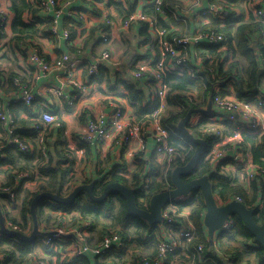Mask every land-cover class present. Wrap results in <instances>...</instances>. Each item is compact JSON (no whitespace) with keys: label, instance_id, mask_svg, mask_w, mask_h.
I'll list each match as a JSON object with an SVG mask.
<instances>
[{"label":"crops","instance_id":"0c3cea01","mask_svg":"<svg viewBox=\"0 0 264 264\" xmlns=\"http://www.w3.org/2000/svg\"><path fill=\"white\" fill-rule=\"evenodd\" d=\"M217 1L204 0L201 7L191 8V0H180V9L175 13L178 18H181V20H178L171 13L164 16L155 14L152 9L145 6L143 0H56V6L48 11L38 8V0L37 3L36 0H25L30 8L25 9L21 15V21L26 25L33 26V31L29 36H23V38L15 40L11 32L14 21L13 5H17L19 0H0V9H4L8 13L6 31L0 37V99L11 106L23 105L22 102L16 101L17 93L15 89L17 90V87L13 85V79L16 77L29 85L33 94L37 96L30 107L24 105L27 108V114L18 112L16 117H13L15 129L25 131L26 136H21V138L23 141L31 143L33 151L18 156L17 154L20 152L15 148V150L9 148L7 145L9 138L7 128L9 127L0 123V189H7L6 192H2L4 197L0 198V206H2L8 219L22 222L25 195L27 193H37L41 181L45 180V177L41 176V167L48 166L57 169V171L59 167L61 174L59 176H62L61 183L63 185L61 195L63 196L68 195L76 186L84 183L88 184L93 180L105 183L111 178H120L136 189L147 173L154 174V170L160 164L156 161L152 138L147 136L140 141L133 142L128 148H119L116 144L119 139L118 133L116 135L113 133L110 140L102 142L98 141L97 138L87 140V122L101 114L108 116L116 110H120L127 121L135 122L156 105L152 72L154 71V63L159 59L156 41L158 31L162 28L169 29L174 34L183 32L192 34L197 29L208 28L216 24L214 28L230 30L235 35L238 27L246 26L249 29L244 33L245 39L248 40V45L253 49V54L261 56V48L264 47V22L255 17L254 9L257 5L264 8V1L238 0L230 4L228 18L214 20L205 16L202 11L209 3ZM54 9H59L62 12L58 28L60 33L62 30L69 32L68 39H65L62 35L53 36L50 33ZM134 12H143L154 18V28L150 29L146 23H136L129 28L117 26L109 31L106 40L101 39L102 33L108 29V26L102 20L103 13H106L111 20L120 22L128 14ZM68 15L71 16L68 17ZM142 31H145L143 32L145 35L141 34ZM103 52L109 54V60L102 63L98 76L94 79L88 78L86 71L89 64H92ZM64 54L69 55L72 60L77 62V68L71 76L72 81L79 85L89 86L88 93L83 97L77 95V90L70 83L71 80L68 78L66 65L55 66L56 61ZM32 55L43 57L49 66L48 70L43 71L38 64L31 63L29 59ZM235 55L232 66H227L226 61L222 64V69L226 70L232 67L233 71L236 70L240 74L245 61ZM211 56L214 61L217 55ZM218 63L219 60L217 59ZM139 66H144L146 73L143 77L137 79L135 78V72ZM194 66V62L191 61V65L187 69L194 70ZM168 68L170 72L178 71L170 65H168ZM212 87L214 92L220 91L225 97L237 98L232 81H216L212 83ZM53 88L62 89L63 97L60 98L52 94L51 90ZM250 93L252 99H260L264 102V77L261 79L258 90L249 92L247 95ZM195 95L197 96L196 92ZM168 98V111H178V108L168 102ZM208 99L209 95L205 100L206 102L202 103L203 99L197 97V108L195 109L206 110ZM69 102H72V105H69ZM252 107L257 114V120L260 121L259 128L256 131L244 128L243 124L247 121L240 117L236 119L235 123L229 122L227 114L217 111L213 104L209 115L201 113L193 115L187 128L191 133V128L194 126H198L200 133L208 125L223 129L225 139L219 145L222 149H228L234 144L237 145L230 138L229 126L235 128L236 132H240V140L242 135H247L253 137L256 142H261L264 139V104L262 107L254 104ZM47 111L56 115L68 132V136L62 130L52 126L47 127L45 139L48 148L47 161L49 158L50 163L47 161L43 163L38 159L39 153L35 141L27 139L29 132L26 131H29L35 119ZM94 136L96 135L94 134ZM243 145L241 141L239 146ZM251 149L250 144L244 146V150H241L239 162L232 161V152H227V158L218 164L215 171L219 175L229 177L230 181L238 182L243 187L248 194V199H253L250 200L249 208L260 207L261 209L263 202L259 182L262 181L257 177V180H255L257 181L256 190L253 191L251 183L245 175V172L252 171L251 167H255ZM77 167L80 169L77 170ZM262 183L264 185V182ZM217 203L223 205L221 201ZM181 210L185 217L176 220V225L169 227L158 225L151 233L145 232L141 238L134 239L132 237L134 233L129 230L134 231L132 226L125 223L120 224L123 229L116 232L120 233L122 238L124 230L129 234L126 239L123 238L121 246L112 248L102 259H95L97 257L88 253L75 263L84 264V260L88 259L90 264H128L126 262L129 260L127 257L130 256L131 248L135 246L137 252L147 250L146 257L152 258L156 252V245H153V240L157 241L161 236H164L165 232L170 234L177 244H181L180 233L186 229L184 226L186 219L189 220V209L183 207ZM54 213L52 212L53 218H55L54 216L65 215ZM70 215L72 219L78 216L76 213ZM28 217L29 215L27 219ZM72 222L73 220L70 224ZM31 227V221L29 220L26 223L24 233L29 234ZM39 230L41 231V224ZM203 235L208 241L206 231H203ZM39 239L36 240L31 249L32 254L27 256V262L29 260L30 264H35L33 260L38 258L46 264H55V261L49 257ZM98 240L96 234H91L92 243L96 244ZM190 243L184 242L178 245L175 252L171 254L168 264L190 263V258L194 257L189 254ZM247 245L255 246L252 241H249ZM231 246L233 250L229 254L223 255L217 251L214 242L213 249L208 246L209 252L215 251L212 254L219 258L218 261L205 257L204 254L201 261L195 264H215L216 262H219V264H234V259H237L235 264H259L252 255L236 258L238 248H241V245L235 242ZM152 247L153 249H151ZM7 249L5 245H0V256ZM33 252L37 254H33ZM167 256L163 264H166ZM132 264H137V261H133Z\"/></svg>","mask_w":264,"mask_h":264},{"label":"built area","instance_id":"2783aa9c","mask_svg":"<svg viewBox=\"0 0 264 264\" xmlns=\"http://www.w3.org/2000/svg\"><path fill=\"white\" fill-rule=\"evenodd\" d=\"M147 8L153 10L157 15L164 16L168 13L174 15L178 20L181 18L175 15L176 11L180 9V0H143ZM204 0H191V8L201 7ZM264 1V0H260ZM37 6L39 9L48 11L56 6V0H38ZM230 3L226 0H218L217 2L209 3L203 8L202 13L205 16L211 17L214 20H225L229 16ZM54 16L52 18V27L50 33L53 36L62 35L65 39L69 38V32L62 30L59 32V20L61 19L62 12L59 9H54ZM254 15L257 19L264 22V8L260 5L254 9ZM71 15H68L70 17ZM103 22L108 26L107 31L102 33L101 39L106 40L109 36V31L113 28L120 26L123 28H129L136 23H146V25L152 29L155 26V19L147 16L143 12L130 13L122 21L116 22L111 20L106 13L102 14ZM8 22V13L4 9H0V37L5 34L6 25ZM157 50L159 53V59L154 63V71L152 72L153 91L157 100L155 108L147 117L148 121L145 124H139L137 122L127 121L120 110H116L108 116L103 114L96 116L92 120H89L86 125V139L92 140L97 138L98 141L110 140L113 133L119 134V139L116 144L119 148H128L133 142L140 141L145 137H150L154 141V151L156 154V161L160 164V173L165 179L174 168L183 166L186 163L188 151H179L170 144V131L164 126L165 117L168 113L167 97L169 87L165 83V76L170 74L168 65L175 69L185 68L191 65V61L194 62V70H189L187 73L192 79L201 80V74L206 72H212L211 68L214 65V61L210 54L209 49L217 47V53H221L222 57L226 58L227 66H232L234 62V55L232 48L234 43L231 42V46L228 45L226 35L213 28L197 29L194 33L189 34L187 32L174 34L171 30L162 28L158 31V39L156 41ZM109 60V54L103 52L97 57L92 64H89L86 71L88 78L98 76L99 68L102 63ZM31 63H36L41 67V70L47 71L49 66L43 57L32 55L29 59ZM62 64L66 65L68 78L70 83L77 90V95L83 97L89 91L88 85H79L75 81H72L71 76L73 71L77 68V62L72 60L69 55L64 54L56 61L55 66L60 67ZM146 73L144 66H139L135 72V78L139 79ZM13 85L17 87V102H22L25 106H31L36 99V95L33 94L29 85L23 83L18 77L13 79ZM52 94L63 97L62 89L53 88ZM251 93L245 97V99H230L221 95L220 91L214 92L212 97V104L214 108L219 112L227 114V120L235 123L237 118H242L247 121L243 124L244 128L256 131L259 128V120H257V114L254 112L253 105L262 107L264 102L262 100H254L251 97ZM190 103L195 100L193 95L187 96ZM72 105V102H69ZM0 123L7 128L9 147L15 148L20 153H30L33 151L31 143L23 141L15 134V120L13 115L7 110L6 105L0 106ZM47 125L62 130L65 135L68 132L63 127L62 123L54 116L53 112L42 113L31 124V133L36 136L35 145L39 154H41L43 163L47 161V146L45 139V131ZM194 126V125H192ZM230 137L237 145H233L228 149H222L219 147L221 142L225 139L223 129L216 126L208 125L204 127L201 132L204 137L211 139V147L207 154L206 160L209 161L211 171H215L220 162L227 158V152L231 151V160L239 162L241 158V150H244L241 145L240 132ZM94 134L96 136H94ZM264 144V139H263ZM191 148H189L190 150ZM131 154V153H130ZM252 171L245 172L247 180L258 177L264 182V170L255 167H251ZM151 184V176L147 173L143 178L139 186H137L136 196L140 208L147 209L149 203L148 188ZM1 193L6 192L7 189H0ZM190 196V195H189ZM189 196L179 198L177 200L167 203L161 211L162 223L160 225L169 227L174 223H177L180 217H185L183 211L180 210V203L184 202ZM13 198V196H11ZM238 203H242L239 197L233 199ZM77 224L64 225L60 221L57 224H53L50 227L45 223L41 225L42 232H49L48 236L40 237L39 241L50 254L49 257L55 261V264H73L84 255L90 253L97 257V259L104 258L107 253L114 247L121 246L123 244V238L118 232H106L104 233L98 242H91L90 230L92 226L89 221H78ZM233 224V220L227 219L222 226V231H228ZM15 231L21 230L16 226L8 225ZM186 229L180 233V239L182 243H190L196 239V231L190 220L186 219ZM171 238L170 234H164L156 241L157 254L153 258H141L137 264H163L165 255L167 253L174 252L178 245L176 241ZM176 243V244H175ZM194 257L190 258V263L181 262L179 264H195L199 263L202 256L205 254V249L202 245L195 248ZM4 260V255L0 256V261ZM35 264H46L41 259L36 258L33 260ZM31 262L28 260V264Z\"/></svg>","mask_w":264,"mask_h":264},{"label":"trees","instance_id":"16d2710c","mask_svg":"<svg viewBox=\"0 0 264 264\" xmlns=\"http://www.w3.org/2000/svg\"><path fill=\"white\" fill-rule=\"evenodd\" d=\"M226 1L228 4L229 3L233 4L238 0H226ZM26 8L29 9L30 5L27 2H25V0H19L17 5L15 6L13 5L14 21L11 28V32L13 33V38L15 40L23 38V36H27V35L29 36L30 33L33 31L32 30L33 26L26 25L21 21V15L23 14ZM214 27H216V24L211 25L210 28L221 31L226 35L229 46H231V42L234 43V47L232 48L233 55L236 54L237 56H239L240 59L241 58L244 59L245 64L241 68L242 73L239 74L238 71L236 70L233 71L232 67L223 70L222 64L226 62V58L224 57L221 58V54L220 53L217 54V47H212L209 49L210 54L214 56L217 55L214 60V65L208 67L212 69V72H206L204 73V75L201 74L200 75L201 80L192 79L189 76L187 72L189 70L193 71V69L188 70L187 69L188 66H186L185 68L177 69L178 70L177 72H171L169 75H166L164 79L165 83L169 87L168 102L172 103L173 106L178 108V111H168L165 117L164 126L167 127L170 131V141H169L170 144L179 151H183V150L188 151L186 163L192 156L194 150L196 149V146L192 142L188 141L178 131L177 124L186 115L189 109L197 108V103H196L197 97L199 99L202 98L203 99L202 103H204L206 102L205 100L209 95L213 82L232 81L234 83V91L237 99H241V100L245 99L247 93L256 92L258 90L263 76L262 74L264 73V47L261 48V54H262V55L260 54L261 56H257L256 54L255 55L253 54L254 51L248 45V40L245 39L244 36V33L246 32L247 29H249V27L246 26L238 27L235 32V35H233L230 30H221ZM143 32L145 31H142L141 34L145 35V33ZM217 59L219 60L218 64H217ZM15 91L17 90L15 89ZM195 92L197 93V96L195 95ZM189 95H193L194 97L196 96L195 100H193L192 103H190L187 99V96ZM221 95H223V93H221ZM1 105H6L7 110H9L11 114L14 113L15 111L13 117H16L18 112H23L24 114L28 113L27 108L24 106V104L11 106L7 104L5 101L2 102V100L0 99V106ZM154 108L155 105L150 110H148L143 117L137 119L135 122L139 124H145L148 121L147 117L150 115V113L153 111ZM54 116L56 117V115ZM203 117H209V116H203ZM49 126L51 125H47V127ZM191 130L194 137L206 140L208 146L206 151H204L200 156V159L196 164V166L194 167L193 171L189 174L181 176L180 177L181 180L183 182H187L192 178H199L204 175H207L216 202L221 201L223 205H225L235 197H239L242 200V204L248 207L250 200L253 199L250 200L248 199V194L238 182L230 181L229 177L219 175L216 171L215 172L211 171L209 161L206 160L207 154L211 147V139L204 137V135H202L198 131V126L192 127ZM228 130L231 137L237 134L235 128H233L232 126H229ZM26 132H29V134L27 135L28 137L27 139H30L31 141H35L36 136L31 133L32 131L29 129V131ZM15 134L19 138H21V136H26L25 131L15 130ZM241 137H242L241 141L244 144L243 147L246 144H250L252 148L251 154L253 156V162L255 166L259 169L264 170L263 141L256 142L253 137H249L247 135H242ZM189 148L191 149L189 150ZM17 155L22 156L23 153H18ZM47 157H48V148H47ZM38 159H40L41 162H43L41 154H39ZM47 162L50 163L49 158ZM160 169L161 167L158 166V168L154 170L155 171L154 174L150 175L151 184L148 188L149 197L163 190L172 188V183L170 178L171 173H169L168 176L164 179L162 177V174L160 173ZM40 171H41V176L45 177V180L41 181V185L39 186L37 193H27L25 195L23 199L22 222H17L15 220L8 219L4 210L2 209V206H0L6 225L8 226V224L10 223L11 226L18 227L22 233H24V231L26 230L27 221L29 220L31 221L29 215V207L32 199L36 195L42 192L59 193L61 195V190L63 185L61 183L62 176H59L60 174L59 167H58V171L57 169L50 168L48 166L41 167ZM255 180H257V177L248 180L251 183V189L253 191L256 190L257 181ZM111 182H119L128 187L133 188V186L128 185L124 180L120 178H111L108 182L105 183H111ZM103 187H104V183H97L93 191L94 195H99ZM259 187L261 189V194H262L261 195V200L263 202L262 205H264V185L262 182H259ZM3 197L4 196L0 191V198ZM135 199L137 206L140 208V205L138 204L137 201L136 193H135ZM183 207L189 209L188 219L190 220L196 231V239L189 244L190 256L195 255L194 248H196L199 245H202L205 249V257L207 256L209 258H213L218 261L219 258L216 255L212 254V252L215 251L209 252V247H208L209 245L207 238L203 235V231H205V228L202 225V217L205 212V205L203 202V197L201 192L199 190L192 192L187 200L180 203V210ZM250 208H253L255 210V213L253 215L254 221L256 223H260L262 221L263 206L261 209L260 207L257 208L250 207ZM52 212H55L54 214L57 213L65 214L66 216H71L70 214L72 213L78 214L77 218L71 219V221L73 220L72 224H77L75 222L82 220L89 221L92 226L90 232H92V234H96L98 239H100L104 233L108 232V227L105 226L104 225L105 223L103 222H111L109 227L124 223L126 225H130L134 228V234L138 236L137 238L139 237L141 238L145 232L151 233L154 229L157 228L156 225L148 226L146 222L143 221L142 219L130 215L127 211L124 200L117 193L109 194L108 197L103 202L100 203H93L84 195L78 196V198L70 205L55 204L48 200L43 199L37 204L36 207L38 227L40 224L43 225V223L49 225L48 221L52 217ZM46 213H48L47 217L45 216ZM28 215L29 217L27 219ZM57 218L55 219V221L57 220ZM231 219L233 220V224L228 231L220 230L215 233L214 242L217 251L221 252L223 255L229 254L233 250V247L231 246L232 243L238 242L241 245L240 246L241 248H238L236 258L237 257L243 258L247 255H252L259 262V264H264V248L258 245L254 241V238L248 232V230L246 229V227L244 226V224L240 219H238L236 216H233ZM173 225H176V223ZM122 234L124 239H126V237L129 236V234L126 233L125 230L124 232H122ZM249 241H252L255 246L247 245ZM35 242L36 241H33L31 243L22 242L18 239L10 238L0 233V245H5L9 249L6 250L7 252L3 251L2 254L4 255V260L0 261V264H28L27 256L32 254L31 249L34 246ZM174 252L167 253L165 255V257L168 255L167 256L168 259H166L167 260L166 264H168V262L170 261L171 254ZM48 254L50 253L48 252ZM156 254L157 252H155L154 256ZM234 260L233 262L235 264L237 259ZM84 264H90V261L88 259H85ZM215 264H219V262H216Z\"/></svg>","mask_w":264,"mask_h":264},{"label":"water","instance_id":"95a60500","mask_svg":"<svg viewBox=\"0 0 264 264\" xmlns=\"http://www.w3.org/2000/svg\"><path fill=\"white\" fill-rule=\"evenodd\" d=\"M214 89L210 90L207 109H189L186 115L178 122V131L190 142H192L196 149L188 162L183 166H178L171 172L172 188L163 190L152 195L149 199L148 208H139L136 204L135 193L137 190L128 187L119 182L104 183V187L99 195H94V188L100 181L93 180L88 184L76 186L68 195L61 196L59 193L42 192L36 195L29 207V215L32 222V229L29 234L15 231L8 227L5 223L2 210L0 207V233L10 238L18 239L22 242L31 243L36 241L39 237H45L49 232H42L38 227V220L36 216L37 204L45 199L55 204L70 205L78 196H86L93 203L103 202L109 194L117 193L125 202L127 211L130 215L140 218L146 222L148 226H158L162 223V208L169 202L177 200L182 197L189 196L192 192L199 190L203 197L205 205V212L202 218V225L205 228L210 249L214 246V234L221 230L227 219L236 216L242 221L248 232L254 238V241L264 248V205L262 208V221L256 223L253 215L255 210L248 208L242 203L230 201L225 205H218L215 201L211 190V184L207 175L199 178H192L187 182L181 180V176L189 174L193 171L198 163L200 156L207 149V142L204 139L196 138L189 131L188 124L193 115L201 113L209 115L212 111V97Z\"/></svg>","mask_w":264,"mask_h":264},{"label":"rangeland","instance_id":"374dc122","mask_svg":"<svg viewBox=\"0 0 264 264\" xmlns=\"http://www.w3.org/2000/svg\"><path fill=\"white\" fill-rule=\"evenodd\" d=\"M262 75H263L262 76V78H263L264 77V73ZM174 110H176V109H174ZM67 136H68V134H67ZM79 169L80 168L77 167V170H79ZM47 215H48V213L45 214L46 217H47ZM54 217L55 218H53V215H52L51 219L48 221V224L49 225H47V226L50 227L51 225L56 224L58 221H60L64 225H69L71 223V219H72L70 216H66V215H64V216H58V218H57V216H54ZM56 218H57V220L55 221ZM103 223H105L104 225L108 227V232H115L117 230L122 231V229H123V227L120 226V224H118L116 226L109 227L110 224H111V222H103ZM31 226H32V222H31ZM129 230H130V232L134 233V231L132 229H129ZM132 237H134V239H136L138 236H136L135 234H133ZM153 245H156L155 239L153 240ZM151 249H153V247ZM146 251L147 250H143V251L140 250V251L137 252L136 246L135 247H132L131 248V251H130L131 252L130 253V256L127 257V259H129V260H127L126 262L128 264H132L133 261H137L138 262L139 259L146 257ZM33 254H37V253L36 252H33ZM133 256H134V258H133Z\"/></svg>","mask_w":264,"mask_h":264}]
</instances>
